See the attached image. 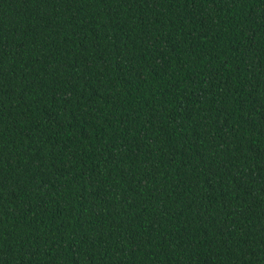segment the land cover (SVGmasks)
<instances>
[{
	"label": "trees",
	"instance_id": "1",
	"mask_svg": "<svg viewBox=\"0 0 264 264\" xmlns=\"http://www.w3.org/2000/svg\"><path fill=\"white\" fill-rule=\"evenodd\" d=\"M0 264H264V0H0Z\"/></svg>",
	"mask_w": 264,
	"mask_h": 264
}]
</instances>
